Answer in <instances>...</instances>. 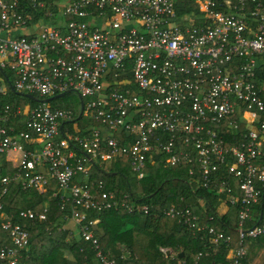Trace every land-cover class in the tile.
Instances as JSON below:
<instances>
[{
	"label": "built area",
	"instance_id": "1",
	"mask_svg": "<svg viewBox=\"0 0 264 264\" xmlns=\"http://www.w3.org/2000/svg\"><path fill=\"white\" fill-rule=\"evenodd\" d=\"M179 1L63 0L52 4L58 7L54 14L47 0H0V69L13 72L12 89L42 100L74 93L85 100L83 117L96 123L83 134L70 130L73 112L42 101L12 110L2 103L0 80V157L19 155L11 177L2 176L0 162V184L43 193L55 183L61 200L71 202L69 220L92 245L94 264L116 261L99 247L97 221L86 223V213L124 203L101 191V183L94 193L75 181L78 175L87 181L92 163L124 159L138 180L157 154H165L170 167L196 163L201 185L216 186L239 207L238 240L201 226L188 209L169 207L163 215L214 248L229 247L228 264H243L245 239L264 236V222L245 228L260 200L256 183L264 180V98L255 82L264 55V0ZM43 9V19L35 21ZM12 120H22L24 128L17 130ZM240 123L247 132L229 148L210 127L226 124L236 131ZM223 165L226 177L220 175ZM228 176L237 179L240 195L233 194ZM44 211L19 217L43 220ZM0 217L11 243L0 245V264H25L28 231L3 215L1 199ZM206 255H196L195 263Z\"/></svg>",
	"mask_w": 264,
	"mask_h": 264
},
{
	"label": "trees",
	"instance_id": "2",
	"mask_svg": "<svg viewBox=\"0 0 264 264\" xmlns=\"http://www.w3.org/2000/svg\"><path fill=\"white\" fill-rule=\"evenodd\" d=\"M63 0H47L50 4L48 11L57 14L58 7L52 5L54 2L61 3ZM181 3H190L180 0ZM52 5V6H51ZM45 9L38 10L35 21L43 19ZM28 12H32L29 8ZM72 19L66 18V21ZM259 68L256 75V84L261 89L264 98V55L258 57ZM15 77L10 69H0V80L5 87L3 105H10L12 110L26 105L35 106L42 99L31 94L32 98L12 89ZM74 93L65 94L63 97L48 102L51 108L71 110L74 114L69 129H78L82 134L88 127L96 126L90 119L81 114V104L84 99L77 96L76 99L68 101ZM76 95V94H75ZM240 113H238V120ZM17 130L23 129L22 120H12ZM68 124V123H67ZM225 142L229 148L237 145L247 127L240 123L238 130H229L226 124L210 126ZM162 140L167 136L162 135ZM32 149L31 147H28ZM183 149L178 142L175 150ZM78 156L84 157L79 149H74ZM165 154H157L153 163H147L145 175L138 180L131 172L128 163L119 159L111 163L99 165L92 163L87 181L78 175L75 181L88 185L92 192H97L99 184L101 191L111 192L116 201L124 203V207L116 210L97 212L88 210L86 223L97 220L93 228L94 235L98 238L101 250L116 261V264H228L226 245L217 248L209 245L208 239L194 238L191 232L186 230L181 223L163 215V210L169 207L184 210L188 209L196 215L199 224L204 227H212L218 232L238 240L237 214L239 207L231 205L223 195L217 194L216 186L203 187L199 182L196 163L182 161L176 167L165 164ZM2 165V176L11 177L15 168L5 161L0 160ZM264 165V159L260 161ZM194 171L191 175L190 171ZM222 177L227 176L226 166L220 169ZM229 183L233 194L240 195L238 181L229 177ZM261 195L259 202L252 207V219L247 221L245 228H252L258 222H264V180L256 183ZM2 213L11 217L13 225H20L28 231L29 242L22 251V262L25 264H68L65 252L71 253L74 264H94V250L90 242L85 241L81 235L74 236L67 223L71 213V202L62 201L61 194L55 183H49L47 190L39 193L34 189L23 190L21 185L10 182L6 186L0 184ZM132 208V212L128 211ZM146 209V213L144 212ZM31 210L36 213L45 214V218L32 220L19 217L20 212ZM9 233L1 227L0 217V245L10 246ZM244 247L246 256L243 264H264V236L257 239H245ZM170 250L166 255L162 249ZM128 256H123L125 250ZM202 256L197 263L194 257ZM124 257V258H123Z\"/></svg>",
	"mask_w": 264,
	"mask_h": 264
},
{
	"label": "crops",
	"instance_id": "3",
	"mask_svg": "<svg viewBox=\"0 0 264 264\" xmlns=\"http://www.w3.org/2000/svg\"><path fill=\"white\" fill-rule=\"evenodd\" d=\"M18 156H19L18 153H16V152H10L7 155L1 156L0 157V160L3 159V161L9 163L12 168H15L17 166V163H18V161H17L18 160ZM97 223L98 222H96V224ZM67 228H71V231H72V233H73L74 236H78L79 235L78 226L76 224H74L73 222H71L70 220H68ZM123 250H125L123 256L126 258L128 256V251L126 249H123ZM162 251L164 253H166V255L170 254V250H168V249L163 248ZM64 255H65L66 259L69 261L68 264H74V259H73L72 255H71V253H69L68 251H66Z\"/></svg>",
	"mask_w": 264,
	"mask_h": 264
},
{
	"label": "water",
	"instance_id": "4",
	"mask_svg": "<svg viewBox=\"0 0 264 264\" xmlns=\"http://www.w3.org/2000/svg\"><path fill=\"white\" fill-rule=\"evenodd\" d=\"M29 98H32V96L30 95H27ZM64 95L61 94V95H57V96H54V97H51V98H48V99H45V100H42V102H52L53 100H56L58 98H61L63 97Z\"/></svg>",
	"mask_w": 264,
	"mask_h": 264
},
{
	"label": "rangeland",
	"instance_id": "5",
	"mask_svg": "<svg viewBox=\"0 0 264 264\" xmlns=\"http://www.w3.org/2000/svg\"><path fill=\"white\" fill-rule=\"evenodd\" d=\"M25 31H21V32H17V33H14L15 35L17 34H23ZM69 99H67L68 101H70V100H74V99H76L77 98V95H75V94H73V95H71V97H68Z\"/></svg>",
	"mask_w": 264,
	"mask_h": 264
}]
</instances>
